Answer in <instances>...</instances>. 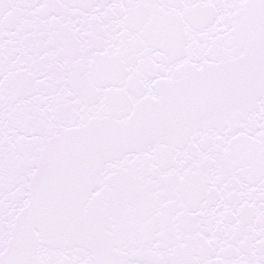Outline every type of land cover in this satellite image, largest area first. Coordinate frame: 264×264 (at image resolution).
Listing matches in <instances>:
<instances>
[{
	"label": "snow or ice",
	"instance_id": "obj_1",
	"mask_svg": "<svg viewBox=\"0 0 264 264\" xmlns=\"http://www.w3.org/2000/svg\"><path fill=\"white\" fill-rule=\"evenodd\" d=\"M0 264H264V0H0Z\"/></svg>",
	"mask_w": 264,
	"mask_h": 264
}]
</instances>
